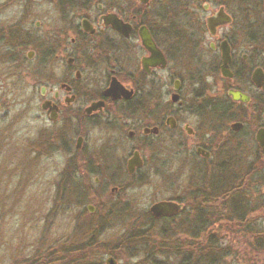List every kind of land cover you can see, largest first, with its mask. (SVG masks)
<instances>
[{
  "label": "flooded vegetation",
  "instance_id": "obj_1",
  "mask_svg": "<svg viewBox=\"0 0 264 264\" xmlns=\"http://www.w3.org/2000/svg\"><path fill=\"white\" fill-rule=\"evenodd\" d=\"M29 77L40 149L67 155L73 198L124 193L104 181L140 176L162 152L179 158L177 179L190 168L183 196L138 213L169 230L195 211L218 242L262 232L252 251L264 254V0H0L1 102ZM160 203L180 208L155 216Z\"/></svg>",
  "mask_w": 264,
  "mask_h": 264
},
{
  "label": "rangeland",
  "instance_id": "obj_2",
  "mask_svg": "<svg viewBox=\"0 0 264 264\" xmlns=\"http://www.w3.org/2000/svg\"><path fill=\"white\" fill-rule=\"evenodd\" d=\"M21 85L24 92L19 96L15 92L11 95L9 86L5 88L11 92L5 102H1L0 90V264H8L14 258H32L39 252L43 255L45 248L64 244L87 205L95 207L96 211L99 205L113 201L132 206L138 213L155 202L183 196L182 188L190 168L177 179L176 171L170 173L168 166L178 169L179 158L151 152L141 172L143 176L104 181L103 185L127 184L124 193L108 198L110 186L104 191L95 186V196L77 201L71 195L73 186L69 181H73L59 180L66 170L67 155L58 150L40 149L35 80L29 77ZM121 154H126V150ZM133 218L134 215L125 213L109 221L111 226L102 234L101 240L114 244L121 229ZM217 231L219 236L226 233ZM218 239L221 240V251L213 256H220L219 264H264V254L252 251V247H258L254 238L225 235ZM134 251L119 255L126 259L118 260L117 264L134 263L137 259H128ZM105 260L103 255V264Z\"/></svg>",
  "mask_w": 264,
  "mask_h": 264
},
{
  "label": "trees",
  "instance_id": "obj_3",
  "mask_svg": "<svg viewBox=\"0 0 264 264\" xmlns=\"http://www.w3.org/2000/svg\"><path fill=\"white\" fill-rule=\"evenodd\" d=\"M200 200L199 197L193 198L190 206L197 207ZM107 205L113 208L115 203L109 202ZM238 205L240 204L237 203ZM109 208L105 209L101 204L92 215L84 213L85 211L80 213L72 234L64 244L45 248L43 255L39 252L38 257L33 255L32 258H14L8 264H103V255L114 256L118 261L126 259L119 255H126L133 250L135 251L131 252L128 259L137 260L127 264H219L221 260L220 256H213L220 253L221 248L219 242L209 236L212 226L208 224H212V221H204L207 225L203 226L201 238L199 216L195 211L187 215L186 221L178 222L176 226L172 222L169 230L166 227L159 228L160 222L151 219L145 211L138 213L121 229L117 241L112 244L101 240L103 230L111 226L109 221L119 217ZM228 222L234 224L235 228L244 223L238 218L235 221L229 219ZM261 233L251 232L253 238L259 235L254 240L258 246ZM200 238L203 239L202 243ZM256 248L258 252L261 250L260 246Z\"/></svg>",
  "mask_w": 264,
  "mask_h": 264
},
{
  "label": "water",
  "instance_id": "obj_4",
  "mask_svg": "<svg viewBox=\"0 0 264 264\" xmlns=\"http://www.w3.org/2000/svg\"><path fill=\"white\" fill-rule=\"evenodd\" d=\"M233 97L235 99H238V97L236 96H233ZM179 208L180 206L175 203H160V204L154 205L151 210L155 216H159L162 213H167V214L174 213L175 211H178ZM88 209L91 211L92 210L91 206H89ZM105 264H116V262L112 258H107L105 261Z\"/></svg>",
  "mask_w": 264,
  "mask_h": 264
}]
</instances>
